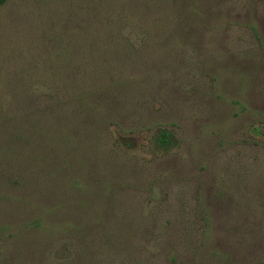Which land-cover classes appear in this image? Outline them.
Segmentation results:
<instances>
[{
    "label": "rangeland",
    "instance_id": "rangeland-1",
    "mask_svg": "<svg viewBox=\"0 0 264 264\" xmlns=\"http://www.w3.org/2000/svg\"><path fill=\"white\" fill-rule=\"evenodd\" d=\"M0 264H264V0L0 4Z\"/></svg>",
    "mask_w": 264,
    "mask_h": 264
},
{
    "label": "trees",
    "instance_id": "trees-1",
    "mask_svg": "<svg viewBox=\"0 0 264 264\" xmlns=\"http://www.w3.org/2000/svg\"><path fill=\"white\" fill-rule=\"evenodd\" d=\"M6 0H0V4H3ZM162 141H165L163 139H161Z\"/></svg>",
    "mask_w": 264,
    "mask_h": 264
}]
</instances>
